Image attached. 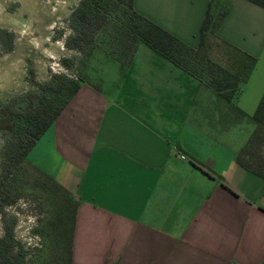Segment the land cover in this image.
<instances>
[{"label": "crops", "instance_id": "0c3cea01", "mask_svg": "<svg viewBox=\"0 0 264 264\" xmlns=\"http://www.w3.org/2000/svg\"><path fill=\"white\" fill-rule=\"evenodd\" d=\"M223 1L216 33L258 59L264 7ZM207 2L134 7L196 46ZM256 63L231 101L145 43L112 86L81 80L26 154L76 200L71 264H264V178L236 161Z\"/></svg>", "mask_w": 264, "mask_h": 264}, {"label": "trees", "instance_id": "16d2710c", "mask_svg": "<svg viewBox=\"0 0 264 264\" xmlns=\"http://www.w3.org/2000/svg\"><path fill=\"white\" fill-rule=\"evenodd\" d=\"M251 1L264 7V0ZM227 10L223 0H208L199 26L198 43L192 46L137 11L134 0H79L70 16L75 33L66 39L65 44L85 51L86 46H90L97 35L112 23V38L118 51L116 57L124 68L131 63L138 44L145 43L157 54L231 101L247 80L257 57L216 33ZM212 39L225 47L222 56L226 58L227 64L213 56ZM62 61L71 66L68 59L63 58ZM80 82L78 78L53 74L49 81L39 87L34 102L29 103L24 110L14 112L10 122L7 118L1 119L2 122L8 121L5 128H9L15 137L4 152L6 163L4 179H0V204L15 200L9 190L10 173L15 176L16 170L24 162L39 173L42 180L35 186L39 185L49 194L53 192L54 197L51 198L53 209L47 216L42 234L53 242L51 254L56 264H71L77 203L67 189L27 162L26 154L73 97ZM248 116L254 125L237 152L236 161L264 178V91L254 111ZM5 231V237H0V264L20 262L19 257L11 259L12 233L8 228Z\"/></svg>", "mask_w": 264, "mask_h": 264}, {"label": "rangeland", "instance_id": "374dc122", "mask_svg": "<svg viewBox=\"0 0 264 264\" xmlns=\"http://www.w3.org/2000/svg\"><path fill=\"white\" fill-rule=\"evenodd\" d=\"M78 2L0 0V179L4 177L5 149L15 137L5 125L14 112L24 110L36 100L39 87L49 81L51 75L88 80L106 87L117 83L123 73L124 65L116 57L112 23L85 51L65 44L75 33L70 16ZM224 49L220 42L212 39L213 56L227 64L222 56ZM63 58L71 61V66L65 65ZM247 88V93L253 89L258 102L264 91V49ZM3 117L9 120L2 122ZM8 177L9 190L15 200L0 204V237H5V228L11 230V259L19 257L21 261L4 264H56L51 254L53 242L42 234L53 209V192L49 194L39 185L35 186L42 177L26 162L16 170L15 176L10 173Z\"/></svg>", "mask_w": 264, "mask_h": 264}]
</instances>
